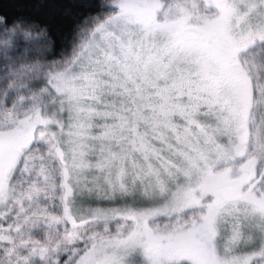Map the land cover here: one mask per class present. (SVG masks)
<instances>
[{"label":"snow or ice","instance_id":"snow-or-ice-1","mask_svg":"<svg viewBox=\"0 0 264 264\" xmlns=\"http://www.w3.org/2000/svg\"><path fill=\"white\" fill-rule=\"evenodd\" d=\"M12 3L0 264H264V0Z\"/></svg>","mask_w":264,"mask_h":264},{"label":"trees","instance_id":"trees-1","mask_svg":"<svg viewBox=\"0 0 264 264\" xmlns=\"http://www.w3.org/2000/svg\"><path fill=\"white\" fill-rule=\"evenodd\" d=\"M87 13L88 9H80ZM0 15H7L10 19L20 15L34 16V18L48 23L50 25V35L53 41L56 42L59 50L63 44L62 37L66 36L72 26L71 20L59 14L52 15L49 9H43L36 12L32 4L20 6L12 3V0H0Z\"/></svg>","mask_w":264,"mask_h":264}]
</instances>
